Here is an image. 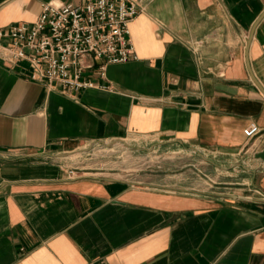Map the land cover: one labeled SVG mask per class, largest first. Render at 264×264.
<instances>
[{
    "label": "crops",
    "instance_id": "1",
    "mask_svg": "<svg viewBox=\"0 0 264 264\" xmlns=\"http://www.w3.org/2000/svg\"><path fill=\"white\" fill-rule=\"evenodd\" d=\"M50 1L80 3L0 0V30ZM133 1L136 57L87 72L109 89L66 95L0 57V264H264V0ZM126 139L242 161L246 176L199 195L68 175L69 153Z\"/></svg>",
    "mask_w": 264,
    "mask_h": 264
},
{
    "label": "built area",
    "instance_id": "2",
    "mask_svg": "<svg viewBox=\"0 0 264 264\" xmlns=\"http://www.w3.org/2000/svg\"><path fill=\"white\" fill-rule=\"evenodd\" d=\"M141 10L133 0H80L77 4L50 1L42 5L41 14L32 24L0 30V57L13 64L27 62L32 80L60 86V92L66 95L75 96L85 89H109L87 72L97 67L99 77L105 79L110 64H124L136 57L130 25ZM244 133L249 140L262 134L255 123Z\"/></svg>",
    "mask_w": 264,
    "mask_h": 264
},
{
    "label": "rangeland",
    "instance_id": "3",
    "mask_svg": "<svg viewBox=\"0 0 264 264\" xmlns=\"http://www.w3.org/2000/svg\"><path fill=\"white\" fill-rule=\"evenodd\" d=\"M131 144L127 139L106 142L105 145L96 143L91 148L69 153L63 165L72 177L129 178L138 184L166 186L199 195L233 193L240 188L236 179L246 176L247 165L242 161L228 170L214 165L217 159L205 151L167 147L146 150ZM221 163L229 166L230 162Z\"/></svg>",
    "mask_w": 264,
    "mask_h": 264
},
{
    "label": "water",
    "instance_id": "4",
    "mask_svg": "<svg viewBox=\"0 0 264 264\" xmlns=\"http://www.w3.org/2000/svg\"><path fill=\"white\" fill-rule=\"evenodd\" d=\"M105 144H106V143H104V145H105ZM255 158L264 161V151L261 152V153H257V154L255 155Z\"/></svg>",
    "mask_w": 264,
    "mask_h": 264
}]
</instances>
